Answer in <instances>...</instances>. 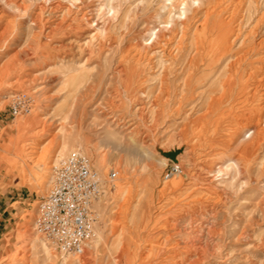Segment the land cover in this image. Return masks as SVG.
Listing matches in <instances>:
<instances>
[{"label": "rangeland", "instance_id": "1", "mask_svg": "<svg viewBox=\"0 0 264 264\" xmlns=\"http://www.w3.org/2000/svg\"><path fill=\"white\" fill-rule=\"evenodd\" d=\"M49 7L54 23L68 9L61 25L70 28L45 38L31 20L39 8L45 20ZM205 7L227 22L231 54L264 40V0H0V66L15 62L0 76V264H264V69L256 62L264 54L246 55L256 67L244 66L250 100L222 106L230 114H212L199 92L184 102L179 59L192 55L186 48L199 38ZM68 39L72 53L61 63L52 46ZM74 70L77 79L67 80ZM21 93L32 111L12 119ZM178 146L190 165L175 160ZM60 149V158L86 153L105 184L95 237L79 256L59 254L33 230Z\"/></svg>", "mask_w": 264, "mask_h": 264}, {"label": "bare ground", "instance_id": "2", "mask_svg": "<svg viewBox=\"0 0 264 264\" xmlns=\"http://www.w3.org/2000/svg\"><path fill=\"white\" fill-rule=\"evenodd\" d=\"M5 1V0H4ZM7 1V0H6ZM11 1V0H10ZM236 1V0H235ZM240 1V0H238ZM16 2V1H15ZM14 2V3H15ZM24 2V1H23ZM220 2V1H219ZM210 3V2H209ZM236 3V2H235ZM25 4V3H24ZM57 4V3H56ZM16 5L18 6H22V4L19 2ZM222 5V4H221ZM3 6V5H2ZM25 6V5H24ZM59 5H57L58 7ZM64 6V5H63ZM237 6V5H236ZM62 7V6H61ZM213 7V6H212ZM4 7H2L3 10ZM206 8V7H205ZM214 8V7H213ZM23 9V8H22ZM40 11L37 13H32L33 15V20H31L33 24H37L40 31L45 32V30L47 29V31L45 32V38H47V36H51L53 34H55L56 31L59 30V32L61 33L62 31L70 28V26L68 25V23L64 26L61 25L62 24V19L65 16V12L68 13V9H66L62 14H61V18L58 22L54 23L52 22L53 20H50V18L52 16H54V12H56V8L54 7H49L48 8V13L47 16L45 18V20L43 18H41L42 13H43V9L39 8ZM70 9V8H69ZM206 14L204 16V18L200 21L201 22V28H200V32H199V38L197 40H194L192 42H190V45L188 46V48H186L188 50V52L192 53V55L190 57L188 56H181L180 57V62L181 64H183L184 62H186V70H184L183 72V76H182V85H183V91L184 93V102H188L191 103L192 99L194 98V94L198 93L199 94H205L206 99H208V104H206V108L208 105V108H210V111L212 114H220L223 113V115L225 114H230L231 112L228 111L227 113L222 110V106H224L227 103H231V104H238L242 101H246L247 102L250 100L247 97H249L248 95H246V93H248V91H246L247 89V84L244 82V70L246 67H244L246 64L251 68V69H255L256 67L254 65H252V62H247L245 60L246 55H249L251 52L255 55L264 54V47H263V43L264 40L259 41L258 43L255 44V46H253V43H249L248 47L249 49L246 51H244L245 53L243 54H239V55H235V54H231V52H229V47H230V42H229V36H228V30H227V22H225L224 20H217V14L215 12H212L211 10L209 11L210 7L206 8ZM61 10V9H60ZM63 10V9H62ZM214 10V9H213ZM1 11V10H0ZM200 11V10H199ZM234 11V10H233ZM4 12V10H3ZM114 12V11H113ZM66 13V14H67ZM4 14V13H3ZM220 14V13H219ZM230 14V13H229ZM58 15V14H57ZM3 16V15H2ZM178 16H180V14H178ZM1 17V15H0ZM183 17V16H182ZM3 18V17H1ZM59 18V17H58ZM195 18V17H194ZM52 19V18H51ZM65 19V18H64ZM63 19V20H64ZM186 19H188V17L186 15H184L183 17V23H186ZM193 19V18H192ZM262 20H264V15L260 18ZM6 20V19H5ZM8 20V19H7ZM231 21V19H230ZM8 22V21H7ZM7 26L9 23H7ZM189 23V22H188ZM166 27V26H165ZM164 27V28H165ZM185 27V26H184ZM172 26H170V31L172 30ZM7 28H4V30H6ZM45 29V30H44ZM82 29V28H81ZM162 28H159L157 33H155V40L156 39H160L164 36V32H162ZM34 31V30H33ZM154 33V32H153ZM0 35H2V31L0 32ZM182 35V34H181ZM13 36V35H12ZM35 36V35H34ZM37 36V35H36ZM1 37V36H0ZM87 37V36H85ZM153 37V36H152ZM241 37V36H240ZM42 38V37H41ZM89 40L91 38L87 37ZM243 38V37H242ZM163 39V38H162ZM240 39V38H239ZM179 40V39H178ZM181 40V39H180ZM255 40V39H254ZM30 41V40H29ZM75 40L73 39H68L69 43L68 45H66L67 43H62L61 45H56V46H52V48H54V54L53 57L56 58H60L61 57V63L63 62L64 59L68 58V56H70V54L72 53L71 51V47H70V43H73ZM159 41V40H158ZM158 41H155V43H150L151 46H155V44H158ZM168 41V38L166 40V42ZM172 41V39H171ZM104 42V41H103ZM178 42V41H177ZM161 43V42H160ZM46 44V43H45ZM146 44V43H145ZM162 44V43H161ZM178 44V43H177ZM78 45V44H77ZM180 45V44H179ZM182 45V44H181ZM46 46V45H45ZM81 46H86V43H84L82 41V43H80L78 45V48ZM145 46V45H144ZM177 46V45H176ZM68 49V51H64V48ZM88 47V46H87ZM158 47V46H157ZM185 47V46H184ZM246 47V48H248ZM164 49V48H163ZM57 50V52H56ZM59 51H62V55L59 54ZM103 51V50H102ZM169 51V50H168ZM143 52V50H142ZM152 52V51H151ZM150 52V53H151ZM162 52V51H161ZM80 53V51H79ZM86 53V52H85ZM135 53V52H134ZM49 54L47 52V55L44 57H49ZM88 54V53H87ZM146 54V53H145ZM148 54V53H147ZM162 54V53H161ZM228 54L229 57H226ZM140 55V54H139ZM149 56V55H148ZM154 56V55H153ZM236 56L235 59H232V61H230V59L232 57ZM14 58V57H13ZM13 58L10 62V60L7 62H3L4 64H2L0 66V76L4 75V73L7 70H13L15 65L12 62ZM88 58V57H87ZM154 58V57H153ZM224 58V60H223ZM225 58H228L227 60ZM47 59V58H46ZM124 59V58H123ZM139 59V58H138ZM163 59V58H162ZM178 59V56L175 55V57H173L172 61L173 63ZM126 60V59H125ZM167 60V59H166ZM222 60L224 62H222ZM153 61V60H152ZM161 61V60H159ZM255 62V61H254ZM256 62L259 64V69H264V60L263 59H258L256 60ZM156 64V63H155ZM159 64V63H158ZM152 67V66H151ZM141 68V67H140ZM249 68V69H250ZM83 68L80 66L78 70L79 75L81 76V71ZM167 69V67H166ZM264 71V70H263ZM74 73H76L75 75L72 74H68L66 76L67 80H72L74 81V79H77L78 75L75 70L73 71ZM117 72L118 73H122L125 72L122 69H118L117 68ZM116 72V73H117ZM251 74V73H250ZM155 75V76H154ZM154 77L157 78L158 82L162 84V81L165 79V73L160 71L158 74L154 73ZM248 76V75H247ZM153 77V78H154ZM123 78V77H122ZM152 78V79H153ZM249 78V77H248ZM124 79V78H123ZM264 80V78H263ZM262 83V82H261ZM264 83V82H263ZM166 84V83H165ZM164 84V85H165ZM167 86V85H166ZM165 86V87H166ZM163 87V86H162ZM163 89V88H162ZM166 89V88H164ZM200 90V91H199ZM163 92V90H161ZM160 92V90H159ZM219 93V95L216 97L214 96V94ZM252 93V92H251ZM137 95V94H136ZM170 96V95H169ZM182 96V95H181ZM133 97V96H131ZM157 97V96H156ZM158 98V97H157ZM156 98V99H157ZM253 98V97H252ZM159 99V98H158ZM161 99V98H160ZM167 99V98H166ZM134 101V100H133ZM138 101V100H137ZM153 101V100H152ZM162 101V100H161ZM178 101V100H177ZM183 101V99H182ZM157 102V101H156ZM166 103V102H165ZM204 105V104H203ZM205 106V105H204ZM233 106V105H232ZM231 106V108H233ZM159 107V106H157ZM143 106L142 104H138L136 106V109H140L142 110ZM135 110V109H134ZM139 110V111H140ZM150 110V109H149ZM159 110V109H158ZM209 110V109H208ZM223 111V112H222ZM208 112V111H207ZM141 113V112H140ZM156 113V112H155ZM158 113V112H157ZM205 113V111H204ZM237 113V112H236ZM142 114V113H141ZM160 113L156 114L153 116L154 120H156V118H158V115ZM201 114V113H200ZM199 114V115H200ZM199 115H195L196 117H198ZM205 115V114H204ZM201 115L199 119L205 120L206 122L209 121L210 117H206L207 115ZM234 115V114H233ZM152 116V115H151ZM235 117V116H234ZM119 119V118H118ZM33 120V119H32ZM125 122V121H124ZM158 122V121H155ZM188 122V121H187ZM193 122V121H192ZM31 120L30 121H21L20 123H17L15 128H14V132H23L24 130H26V128L31 124ZM222 123V122H221ZM257 125V124H256ZM191 127V126H190ZM243 127V124H242ZM258 127V126H257ZM256 127V129H257ZM42 128L44 129V127L42 126ZM234 128V127H232ZM42 129V130H43ZM195 129V128H194ZM255 129V128H254ZM261 129V127H260ZM259 129V130H260ZM258 132V131H257ZM179 133V132H178ZM258 134V133H257ZM13 137V136H12ZM257 138V137H256ZM259 138V137H258ZM257 138V139H258ZM176 139V138H175ZM182 140V139H180ZM9 142V151L10 150H15V146L13 145V139L8 140ZM257 142V141H256ZM28 144V143H26ZM25 146V145H24ZM19 147V145H18ZM183 146H178L175 150L181 149ZM214 147V146H213ZM24 150V149H23ZM182 151L179 153L177 159V162L179 161H185V163L187 165H190L189 163V155L188 157L186 156L187 151L183 149H181ZM189 152V151H188ZM242 152V151H241ZM16 153V152H15ZM29 153V152H28ZM189 154V153H188ZM62 155L61 153V149L58 150L55 154V159L53 160V164L56 163V161L60 158V156ZM191 161V160H190ZM204 162V161H203ZM232 163V162H231ZM193 164V163H192ZM230 165V163L228 164ZM190 167V166H189ZM198 168V167H197ZM219 168V167H218ZM190 169V168H189ZM226 169H228V167H226ZM173 182V186H177L179 184V181H172ZM264 206V205H263ZM39 243V248L43 251V254L45 256V260L49 261L50 260V256H51V252L49 250V248L46 247L45 242L42 239H37L34 238L33 243L36 244ZM32 243V244H33ZM54 264V263H53ZM64 264H67L66 262H64ZM69 264H73V263H69Z\"/></svg>", "mask_w": 264, "mask_h": 264}, {"label": "built area", "instance_id": "3", "mask_svg": "<svg viewBox=\"0 0 264 264\" xmlns=\"http://www.w3.org/2000/svg\"><path fill=\"white\" fill-rule=\"evenodd\" d=\"M32 101L16 94L8 115H28ZM48 190L40 196L33 230L61 255H82L95 237L97 213L94 204L104 192V180L83 151H71L51 166Z\"/></svg>", "mask_w": 264, "mask_h": 264}, {"label": "crops", "instance_id": "4", "mask_svg": "<svg viewBox=\"0 0 264 264\" xmlns=\"http://www.w3.org/2000/svg\"><path fill=\"white\" fill-rule=\"evenodd\" d=\"M6 209V208H5ZM5 209H3V211H5Z\"/></svg>", "mask_w": 264, "mask_h": 264}]
</instances>
